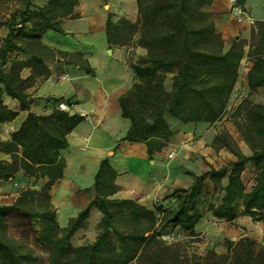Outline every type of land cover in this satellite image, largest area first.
<instances>
[{
    "label": "trees",
    "instance_id": "trees-1",
    "mask_svg": "<svg viewBox=\"0 0 264 264\" xmlns=\"http://www.w3.org/2000/svg\"><path fill=\"white\" fill-rule=\"evenodd\" d=\"M6 1H16L20 8L6 18L0 17V29L7 30L0 47V86L25 111L31 104L25 90L32 86L35 76L48 74L43 60L55 58L54 52L41 43V36L46 31L64 34L60 22L78 18L74 13L78 0H48L41 8H35L32 0L0 3ZM211 1L136 0L135 23L121 19L114 25L110 14L106 18L109 46L127 45L137 35L138 47L146 51L137 63L129 64L136 83L118 99L121 117L130 121L126 136L119 142L143 143L149 158L160 152L173 135L166 116L183 125H212L226 113L246 42L232 40L225 48L211 16L202 11ZM13 53L29 59L10 61ZM263 54L259 49L249 52V93L232 116L250 154L243 155L227 134L215 136L214 149H226L236 161L219 170L208 166L189 188L166 195L163 201L171 199L174 206L155 208L158 216L133 200L110 199L118 188L113 184L115 173L104 159L94 177V198L61 228L50 189L62 178L65 161L60 151L68 146L67 135L83 118L60 108H54L48 116L28 114L8 140H0V153L11 160L0 159V180L21 170L26 176L39 174L48 181L40 189H22L11 205H0V264H142L137 260L144 249H150L155 256L168 250L159 240L158 230L177 229L190 237L197 235L195 226L201 219L199 205L205 178L218 184L227 177L219 204L208 206L213 218L232 221L236 217L235 205L241 201L246 215L260 219L257 215L264 209V105L250 102L248 96L264 87ZM8 65V72H4ZM25 67L31 74L21 79L19 74ZM165 74L171 75L170 90L164 86ZM16 116L0 100V124ZM246 163H253L256 172L249 191L240 178ZM202 165L207 166L204 161ZM92 209L101 214L94 241L72 246L71 238L83 227ZM15 229L17 234L12 236ZM25 237H36L44 254L21 240ZM225 247L232 260L220 258L219 264H264V246H256L248 238L225 240Z\"/></svg>",
    "mask_w": 264,
    "mask_h": 264
},
{
    "label": "crops",
    "instance_id": "crops-1",
    "mask_svg": "<svg viewBox=\"0 0 264 264\" xmlns=\"http://www.w3.org/2000/svg\"><path fill=\"white\" fill-rule=\"evenodd\" d=\"M47 1L36 3L34 7L41 8ZM238 1L243 5L247 16L255 21L254 27L247 22L235 21L229 13V0H212L202 8L203 12L211 16L225 48L232 40L246 42L244 57L238 68V80L227 110L231 108L239 89L246 92V96L249 93L246 83V75L251 67L249 52L259 49L264 53V0ZM74 13L78 15L77 19H63L60 22V29L64 34L46 31L41 36V43L54 52L55 58L43 60L48 74L35 76L32 86L25 90V94L31 99L28 110L22 111L19 103L7 97L0 86L3 105L17 113L14 120L0 124L2 141L10 138L28 114L48 116L54 108L63 105L69 106L72 114L83 118L67 135L68 146L60 151L65 161L62 178L50 189L56 221L61 228H65L68 221L94 198V177L104 159L115 173L113 184L118 188L110 199L133 200L152 211L156 207V201H163L175 189L189 188L196 177L208 170L212 163L210 158L215 155L209 146L216 134L211 135L207 131L210 125L204 123L183 125L173 120L179 125L176 131L167 122L173 135L168 144L160 152L154 153L152 158H149L143 143L119 142L126 136L130 121L121 117L118 99L130 92L136 83L129 64L137 63L145 56L146 51L138 47L137 35L127 45L109 46L105 21L110 14L114 25L121 19L135 23L136 0H78ZM1 30L4 32L0 35V47L7 34L6 29ZM15 58L26 61L29 56L13 53L9 59L12 61ZM262 60L264 63V54ZM242 65L244 69L241 72ZM8 68L9 65L3 71L8 72ZM30 74V68L25 67L19 76L26 79ZM257 91H264V87ZM232 128L234 129L233 126ZM228 131L238 143L235 129L234 132ZM219 154L220 166L213 164L214 170L236 161L226 149H220ZM0 159L11 161L10 156L3 153H0ZM202 161L207 166H203ZM255 173L253 163H246L240 177L246 191L254 186ZM47 181L39 174L26 176L18 170L14 176L0 180V192H13L17 197L22 188L40 189ZM226 184L227 177L218 184H214L209 178L202 182L200 197L205 198L208 204L204 210L199 208L201 219L195 226L196 234L205 222L211 220L220 223L217 231L224 243L225 240L237 242L243 238L260 241V234L264 232V209L257 215L260 219L254 220L244 213L242 202L239 201L235 205L236 217L230 222L213 218L208 210L210 204H219ZM93 215L94 220L90 225L89 220ZM100 220V212L92 209L83 227L71 238L70 244L79 247L92 243L98 233ZM85 234H90L91 238L79 243L78 238Z\"/></svg>",
    "mask_w": 264,
    "mask_h": 264
},
{
    "label": "rangeland",
    "instance_id": "rangeland-1",
    "mask_svg": "<svg viewBox=\"0 0 264 264\" xmlns=\"http://www.w3.org/2000/svg\"><path fill=\"white\" fill-rule=\"evenodd\" d=\"M42 1L43 0H32L33 6H36V3L40 4V2ZM16 8H20V4L16 1H6L4 3H0V17H8L9 14L13 12ZM3 32L4 30H1L0 35H2ZM243 69L244 65L241 66L240 71L242 72ZM164 86L166 90H170V74L164 75ZM245 96L246 92L242 91V89H239L238 92H236V96L231 105V108L226 111L225 115L219 121L210 125L207 128V131L210 132L211 135L216 134L215 136H220L221 134L225 133L232 138V135L229 133L228 130L234 132L235 129L236 133L234 132V134L238 140V143H236V141L232 138L233 142L242 154H250L247 145L244 143L240 134L234 127L232 118L234 108ZM248 99L252 103L264 105V91L254 92L248 96ZM166 120L172 126V130L177 131V127L179 125L176 124L178 123L175 124V122L168 116H166ZM232 126L234 127V129L232 128ZM209 147H211L215 153L214 158H210L212 163L209 164V166L212 167V165L214 164L216 167H219L220 154L218 155V153H220V149H214L213 142L210 144ZM227 153L230 156H233L230 152L227 151ZM16 198L17 197L13 192H0V205H11ZM207 204L208 202L205 198H200L199 207L201 208V210H204ZM173 206V201L168 199L166 201H156L155 208H159V210H162L171 208ZM154 213L156 216H158L157 210H154ZM93 220L94 215L91 216L89 220L90 225L92 224ZM218 228H220V223L208 220L204 223L201 229H198L199 231L197 232V235L195 237H190L186 233L181 232L177 229L158 230L160 234L159 240L168 248V250L160 251L158 253V256H155L152 253L153 251H151L150 249H144L141 256L137 260V263L141 262L142 264H219L220 258H224L228 262H231L232 255L227 251V249L225 248V243L220 239V233H218L217 231ZM16 234V229L11 232L12 236H15ZM90 238V234H85L84 236L78 238V242L84 243L87 242ZM21 240L34 247L38 253L44 254L45 250L36 237H25ZM250 240H252L256 246H264L262 239L258 241L256 239L251 238Z\"/></svg>",
    "mask_w": 264,
    "mask_h": 264
},
{
    "label": "built area",
    "instance_id": "built-area-1",
    "mask_svg": "<svg viewBox=\"0 0 264 264\" xmlns=\"http://www.w3.org/2000/svg\"><path fill=\"white\" fill-rule=\"evenodd\" d=\"M229 13L236 22H247L251 27L255 26V21L247 16L243 5L238 0H229ZM64 78H67V76H64ZM60 109L70 111V108L63 105L60 106ZM260 237L262 239V242L264 243V232H261Z\"/></svg>",
    "mask_w": 264,
    "mask_h": 264
}]
</instances>
